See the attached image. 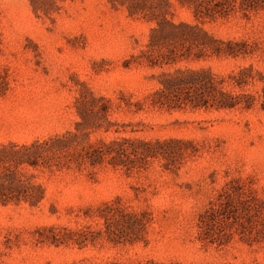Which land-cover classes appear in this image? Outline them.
I'll return each instance as SVG.
<instances>
[{"label": "rangeland", "instance_id": "1", "mask_svg": "<svg viewBox=\"0 0 264 264\" xmlns=\"http://www.w3.org/2000/svg\"><path fill=\"white\" fill-rule=\"evenodd\" d=\"M168 1V21L225 53L151 68L136 57L155 24L119 4L0 0V145L69 139L50 150L58 167L30 170L45 190L37 207L0 205V264H264V0ZM175 70L210 71L239 104L148 105ZM116 139L164 143L163 154L129 171L71 162ZM106 207L120 220L107 223ZM142 214L131 243L121 220Z\"/></svg>", "mask_w": 264, "mask_h": 264}, {"label": "trees", "instance_id": "2", "mask_svg": "<svg viewBox=\"0 0 264 264\" xmlns=\"http://www.w3.org/2000/svg\"><path fill=\"white\" fill-rule=\"evenodd\" d=\"M113 6L119 4L127 11L130 18L143 19L152 22L155 27L150 29V38L146 45V51L141 52L136 57L139 63L147 64L149 67L172 66L182 61H199L203 59V54L210 52L214 57H220L225 52L220 50L219 43L210 38L202 29L197 26L175 25L166 19L169 15L171 4L168 0H155L152 4L146 0H108ZM144 3V4H143ZM201 16V14H199ZM195 18L199 19L200 16ZM182 29L199 31L205 36V42L198 41L193 37H188L182 33ZM187 49L182 50V46ZM197 49V52H193ZM202 57V58H201ZM159 88L148 98V105L153 108H165L167 110H178L183 106L190 109L215 110L231 109L239 104L234 98L221 91V84L210 73V71H190L175 70L173 73H162L158 82ZM105 116L106 108L102 110ZM110 124L104 128V132L109 131ZM102 126H97L101 129ZM71 138H77L75 134H69ZM68 137L49 139L44 142H33L29 145H16L8 143L0 145V205H20L27 204L30 207H37L44 199V188L35 181L36 176L30 170L44 173L50 171L57 155L50 152L53 147L66 144ZM164 143H143L133 142L127 139H116L109 142L98 141L83 149L71 162H81L90 167L109 165L111 168H123L129 171V162L133 160L156 157L163 154L162 150H156ZM140 148H138V147ZM117 212L110 207L101 217L108 223L111 219H119ZM132 220V219H131ZM122 229L129 238V242L138 241V234L145 229L148 220L145 214L140 215L135 221H123ZM108 241L118 243L113 233L107 230ZM51 236L47 237L52 243L57 239L52 236L53 229H49ZM119 239L126 240V236ZM128 239V238H127ZM88 241L85 238H78V244Z\"/></svg>", "mask_w": 264, "mask_h": 264}]
</instances>
